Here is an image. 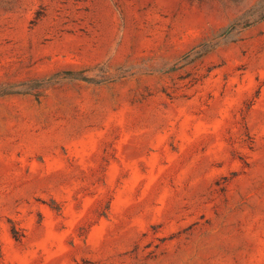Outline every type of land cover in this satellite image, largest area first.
<instances>
[{"label":"rangeland","instance_id":"rangeland-1","mask_svg":"<svg viewBox=\"0 0 264 264\" xmlns=\"http://www.w3.org/2000/svg\"><path fill=\"white\" fill-rule=\"evenodd\" d=\"M0 264H264V0H0Z\"/></svg>","mask_w":264,"mask_h":264}]
</instances>
